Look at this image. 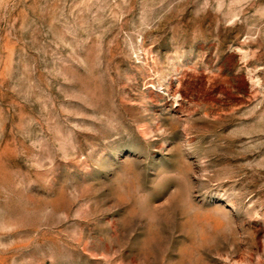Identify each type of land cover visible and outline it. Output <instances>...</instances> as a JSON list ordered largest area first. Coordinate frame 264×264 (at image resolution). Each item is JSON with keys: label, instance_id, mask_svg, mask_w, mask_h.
<instances>
[{"label": "rangeland", "instance_id": "1", "mask_svg": "<svg viewBox=\"0 0 264 264\" xmlns=\"http://www.w3.org/2000/svg\"><path fill=\"white\" fill-rule=\"evenodd\" d=\"M0 264H264V0H0Z\"/></svg>", "mask_w": 264, "mask_h": 264}]
</instances>
